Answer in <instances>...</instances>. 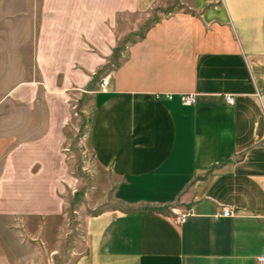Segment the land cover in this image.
I'll return each instance as SVG.
<instances>
[{"label":"crops","instance_id":"crops-1","mask_svg":"<svg viewBox=\"0 0 264 264\" xmlns=\"http://www.w3.org/2000/svg\"><path fill=\"white\" fill-rule=\"evenodd\" d=\"M41 8L44 25L64 27L61 37L80 51V65L114 64L107 86L98 81L89 146L117 179L121 208L88 218L81 264H257L264 251V0H42ZM157 8L163 18L114 62L125 38L118 18ZM38 46L36 61L50 63L49 47ZM190 92L195 103H183ZM19 112L12 111L14 130L0 134V209L25 205L15 204L23 191L15 174L30 121H17ZM224 208L233 214H220Z\"/></svg>","mask_w":264,"mask_h":264},{"label":"rangeland","instance_id":"rangeland-1","mask_svg":"<svg viewBox=\"0 0 264 264\" xmlns=\"http://www.w3.org/2000/svg\"><path fill=\"white\" fill-rule=\"evenodd\" d=\"M41 3L0 0V134L14 130L13 110H21L17 121H30L18 142L15 174L23 182L16 185L23 191L15 204L25 205L0 209V264H81L88 218L121 208L117 179L97 164L89 146L98 81L114 64L96 70L80 65V51L61 37L64 27L44 25ZM158 9L118 18L125 38L114 62L163 18ZM47 35L51 39L42 40ZM38 43L49 47L50 63L36 61ZM12 147L5 144L4 154Z\"/></svg>","mask_w":264,"mask_h":264},{"label":"built area","instance_id":"built-area-1","mask_svg":"<svg viewBox=\"0 0 264 264\" xmlns=\"http://www.w3.org/2000/svg\"><path fill=\"white\" fill-rule=\"evenodd\" d=\"M107 84H108V78L107 77H104L102 79L101 87L102 88H105L107 86ZM181 99H182V102L185 103V104H194L195 101H196L195 94L192 93V92L183 94L182 97H181ZM226 100L229 103H231V104L234 103V97L232 95H227L226 96ZM192 212H193V210L192 209H189V211H187L186 213L181 214L177 218V221L178 222H184L187 219V217L190 214H192ZM220 214H222L224 216H229V215H232L233 212L229 208H224ZM257 264H264V251L262 252V254H260L257 257Z\"/></svg>","mask_w":264,"mask_h":264}]
</instances>
